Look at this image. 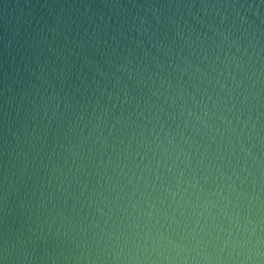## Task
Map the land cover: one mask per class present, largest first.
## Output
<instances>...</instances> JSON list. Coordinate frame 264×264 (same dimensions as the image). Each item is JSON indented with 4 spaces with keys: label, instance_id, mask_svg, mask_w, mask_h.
<instances>
[{
    "label": "water",
    "instance_id": "95a60500",
    "mask_svg": "<svg viewBox=\"0 0 264 264\" xmlns=\"http://www.w3.org/2000/svg\"><path fill=\"white\" fill-rule=\"evenodd\" d=\"M0 264H264V0H0Z\"/></svg>",
    "mask_w": 264,
    "mask_h": 264
}]
</instances>
